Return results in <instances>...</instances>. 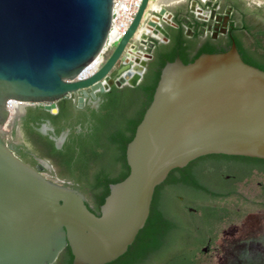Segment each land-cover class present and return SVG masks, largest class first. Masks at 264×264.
<instances>
[{
  "label": "water",
  "instance_id": "obj_1",
  "mask_svg": "<svg viewBox=\"0 0 264 264\" xmlns=\"http://www.w3.org/2000/svg\"><path fill=\"white\" fill-rule=\"evenodd\" d=\"M150 1H141L98 70L74 80L103 49L113 0H0V264H53L66 246L71 264L112 262L143 228L171 170L207 154L264 160V70L234 43L164 64L126 146L129 173L109 185L99 215L81 190L47 178L8 146L10 99L55 112L63 98L83 107L113 86L139 84L157 43L168 41L164 25L177 27L169 7L149 10ZM189 11L207 18L197 0Z\"/></svg>",
  "mask_w": 264,
  "mask_h": 264
},
{
  "label": "flooded vegetation",
  "instance_id": "obj_2",
  "mask_svg": "<svg viewBox=\"0 0 264 264\" xmlns=\"http://www.w3.org/2000/svg\"><path fill=\"white\" fill-rule=\"evenodd\" d=\"M190 1L185 0L169 9L173 14V21L174 17H178L186 26L182 32L178 24L177 27L164 25L169 38L167 42L157 43L159 47L161 46V51L165 50L162 46H166L168 43L178 44L181 42L185 51L192 56L201 48L215 52L226 51L234 43L237 49L239 45L245 57L264 63V51L253 47L247 41L252 25L264 24V2L258 4L252 0H197L198 5L204 9L207 16L203 20L196 18L189 11ZM211 9L216 10L214 18H210L209 11ZM188 29L192 31V34L187 35ZM241 52L239 51L240 54ZM104 93H98L95 99L89 96L83 107H78L77 101L68 98L71 102L64 105L63 112L68 114L67 120L73 125L71 128L67 127L60 131L59 134H57L59 101L55 112L39 109L36 104L22 106L17 114L16 122L17 130L22 138L19 144H8V146L23 162L45 175L50 167V161L42 152L49 151L50 143L57 150V141L63 135H65L64 140L59 148L68 138L72 142H76L87 137L95 119L93 114L96 111L94 110H98L106 99ZM26 124L32 127L35 132L28 129ZM52 158L57 160V157ZM250 158L207 154L197 157L184 167L173 171L174 182L169 186V191L171 196L175 195L174 202L178 209L187 218L194 217L198 222L202 215L199 206L212 204L220 209L219 214L222 222H227V218L230 216L227 199L232 196L240 197L241 189L253 183L257 184L260 191L259 197L262 198L258 204L264 208V165ZM259 176H262V179H257ZM198 186L216 193L218 198L215 201H219V203H213L209 198H205L202 194L205 191ZM222 197H226L225 201H222ZM88 207L96 215L100 214L99 208L89 204ZM239 209L237 207V210ZM224 225L227 224H182L185 234L183 247L185 255L197 261L219 260L221 254L217 250L216 243L225 238L224 232L226 231L222 228ZM261 257L264 258V256ZM57 262L58 258L53 264H57Z\"/></svg>",
  "mask_w": 264,
  "mask_h": 264
},
{
  "label": "trees",
  "instance_id": "obj_3",
  "mask_svg": "<svg viewBox=\"0 0 264 264\" xmlns=\"http://www.w3.org/2000/svg\"><path fill=\"white\" fill-rule=\"evenodd\" d=\"M174 22L180 25V30L183 32L186 25L183 24L182 20L174 17ZM160 47L157 45L154 49L153 57L148 61L143 77L137 86L122 88L113 86L104 93L106 99L98 110H94L96 111L93 114L95 119L87 137L76 142H72L68 138L63 146L57 150L50 143L51 147L47 155L57 157L59 165L64 168L68 177L77 184L81 181L87 182L89 190L93 193L96 208L100 207L108 195L109 185L121 181L129 173L125 155L126 146L132 139L135 128L152 99L164 64L177 56L184 63H187L203 52H215L201 48L190 56L181 42L178 44L168 43L166 46H162L165 48L162 51ZM238 50L241 52L239 45ZM240 55L244 61L264 70V63L251 60L245 57L242 52ZM70 102L68 98L59 100L57 134L73 125L67 120L68 114L63 112L64 105L70 104ZM26 127L35 132L27 124ZM250 159L264 165L263 159ZM116 169L118 171L114 173ZM177 169L171 170L166 179L156 186L148 218L127 251L106 264L199 263L185 255L183 249L185 234L182 224H220L222 222L219 214L220 209L212 204H205L199 206L202 215L198 222L194 217L187 218L176 206L175 195L174 197L171 196L169 191V186L174 182L172 173ZM73 187L83 192L80 185ZM198 187L205 191L202 193L203 196L212 202L218 198L216 193L210 192L207 188ZM222 198V201H225L226 197ZM201 242L204 241L201 240ZM72 258L70 248L66 246L59 254L57 264H71Z\"/></svg>",
  "mask_w": 264,
  "mask_h": 264
},
{
  "label": "rangeland",
  "instance_id": "obj_4",
  "mask_svg": "<svg viewBox=\"0 0 264 264\" xmlns=\"http://www.w3.org/2000/svg\"><path fill=\"white\" fill-rule=\"evenodd\" d=\"M262 1L257 0L256 3L261 4ZM172 8L169 7V9ZM149 10L151 9L149 8ZM247 41L253 47L264 51L263 23L259 26L252 25L249 29ZM17 118L16 116L5 126L6 140L10 145L19 144L22 138L17 130ZM42 153L50 161V167L45 172V175L49 179L70 186L80 185L83 188L86 202L90 206L95 207L93 193L89 190L87 182L81 181L77 184L73 179L68 177V174L56 159L48 156L45 151ZM117 171L116 169L114 173ZM257 179H262V176H259ZM241 190L240 197L232 196L227 199V205L231 211H229L230 216L227 218V222L220 223L227 224L222 226L224 231H226L224 232L225 238L218 240L216 243L221 258L219 260H201L198 261V264H264V258L261 257L264 256V208L258 204V201L262 200L259 197L260 191L255 183ZM214 202L219 203V201ZM237 207L240 209L237 210ZM260 209L261 211H259ZM236 211L238 212L233 213Z\"/></svg>",
  "mask_w": 264,
  "mask_h": 264
},
{
  "label": "built area",
  "instance_id": "obj_5",
  "mask_svg": "<svg viewBox=\"0 0 264 264\" xmlns=\"http://www.w3.org/2000/svg\"><path fill=\"white\" fill-rule=\"evenodd\" d=\"M142 0H113L110 29L101 52L75 77V80L86 79L94 74L104 62L105 54L114 48L115 44L125 34L129 24L140 6ZM8 100L7 103L11 102ZM34 105L27 103L23 106Z\"/></svg>",
  "mask_w": 264,
  "mask_h": 264
},
{
  "label": "bare ground",
  "instance_id": "obj_6",
  "mask_svg": "<svg viewBox=\"0 0 264 264\" xmlns=\"http://www.w3.org/2000/svg\"><path fill=\"white\" fill-rule=\"evenodd\" d=\"M184 1L185 0H153L150 1L149 8L152 10H157L160 6L173 7ZM252 1L256 2L257 0H252ZM262 2H264V0ZM27 103L28 102L19 101L16 99H12L11 102L7 103L8 117L5 121V126H7L11 122V120H13L17 116V114L20 111V108Z\"/></svg>",
  "mask_w": 264,
  "mask_h": 264
},
{
  "label": "crops",
  "instance_id": "obj_7",
  "mask_svg": "<svg viewBox=\"0 0 264 264\" xmlns=\"http://www.w3.org/2000/svg\"><path fill=\"white\" fill-rule=\"evenodd\" d=\"M173 11V10H172Z\"/></svg>",
  "mask_w": 264,
  "mask_h": 264
}]
</instances>
